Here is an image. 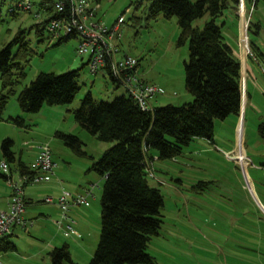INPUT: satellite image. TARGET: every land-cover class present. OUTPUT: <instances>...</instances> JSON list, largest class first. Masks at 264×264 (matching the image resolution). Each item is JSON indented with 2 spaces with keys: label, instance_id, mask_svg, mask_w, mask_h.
I'll use <instances>...</instances> for the list:
<instances>
[{
  "label": "rangeland",
  "instance_id": "obj_1",
  "mask_svg": "<svg viewBox=\"0 0 264 264\" xmlns=\"http://www.w3.org/2000/svg\"><path fill=\"white\" fill-rule=\"evenodd\" d=\"M91 1H94L93 6L98 5L96 18L108 26L122 14L125 15L122 49L135 57L138 64L140 61V65L137 64L138 77L146 83L157 84L161 89L151 99L147 111L193 100L185 87L184 64L189 60V46L177 45L180 27L176 17L166 19L160 16L147 24L150 0ZM7 8L6 3L2 11L4 21L0 24V50L21 29L26 31L25 40L30 42L33 55L25 67L26 77L21 79L16 88L17 94L10 97L4 110L3 117L10 123L0 122V162L7 160L1 146L4 140L1 136L6 134L5 138L13 140L12 150L17 160L22 157L23 161L28 162L32 160L34 150L49 145L57 162L54 171L59 166L64 168L66 177L63 180L68 188L74 190L78 185L83 187L88 181L94 184H87L85 189L92 192L88 203L72 206L69 210L78 215L81 226L86 224L85 231L78 239L81 247L76 244L77 239L68 238L72 234L66 235L65 231L67 237L62 236L64 241L59 245L68 242L73 260L88 264L100 239L104 184V177L92 169V165L113 143L98 140L76 122L73 111L80 107L88 93L98 101L110 102L126 91L116 87L107 72L95 74L90 71L88 55L82 57L77 52L79 39L71 38L55 45L57 38L47 30L40 38L35 30H31L38 23L32 14L19 12L13 18L7 15ZM244 9L248 47L247 42L242 41L241 44V29L245 26ZM237 14L238 22L230 11L227 12L224 35L240 58L241 69L244 66L242 85L246 91L242 93L244 95L245 91L247 95L243 97V108L247 99L246 108L241 110L240 117L229 115L225 119H216L213 140L196 138L183 149L182 155L166 160H158L154 155L149 162V183L159 187L164 198L161 209L163 222L158 233L151 237L147 249L153 257V264H260L264 259V135L259 131V125L264 123V2L260 1L254 6L250 0H240ZM209 19L207 14L195 20L193 25L202 27ZM250 20L252 26L248 31ZM70 70H79L80 84V90L71 104L44 105L37 113L22 112L17 97L26 85L41 73L62 74ZM0 92H3L1 80ZM10 118H21L23 124L19 125ZM56 131L78 136L89 156L73 154L55 136ZM236 153H244L248 158L246 167L236 160ZM151 154H156V151ZM242 159L245 157L242 156ZM10 165L15 170L14 163ZM200 182L204 183L196 187V192L192 191V187ZM27 185L39 187V183ZM27 185H24V189ZM36 189L39 196L45 194L44 188ZM5 190L11 193L7 181L0 176V194H4ZM47 206V203L40 201L27 206L28 225L18 227L15 235L8 237L17 250L0 252V256H7L16 264H51L48 251L55 245H51L49 240L53 231L62 233L63 230L55 221L56 226L50 228V232L42 221L32 225L31 221L34 220L30 218L36 214L35 221L40 219V212ZM233 244L234 248H238V256H241L239 261L231 258L233 252L229 257V248H233ZM49 245L50 249L47 248Z\"/></svg>",
  "mask_w": 264,
  "mask_h": 264
},
{
  "label": "trees",
  "instance_id": "obj_2",
  "mask_svg": "<svg viewBox=\"0 0 264 264\" xmlns=\"http://www.w3.org/2000/svg\"><path fill=\"white\" fill-rule=\"evenodd\" d=\"M150 1L147 24L160 16L177 18L180 27L177 45L189 46V60L184 64L185 87L193 100L146 111L126 92L110 102L98 101L88 93L80 107L73 111L76 122L98 140L113 143L92 165V169L104 177V184L101 234L88 264H153V257L147 249L151 237L158 233L163 222L161 209L164 198L160 188L149 183V162L154 155L158 160L182 155L183 149L196 138L213 140L216 119H225L229 115L240 117L241 60L224 35L227 12L230 11L237 22L239 20L240 0ZM260 1L264 2L250 0V3L255 6ZM5 4L6 0H0V24L4 21L2 11ZM207 14L210 19L202 27L193 25L195 20ZM7 15L16 18L19 11H7ZM251 26L250 20L248 31ZM31 30H35L40 38L46 28L44 24L36 23ZM25 33L20 29L0 50L3 87V92H0V120L4 119L3 113L10 97L17 94L18 84L26 77L25 67L33 55ZM71 38L76 36L58 38L55 45ZM79 90V70L62 74L41 73L21 90L17 100L22 112L37 113L44 105L71 104ZM10 119L23 124L21 118ZM259 131L264 135V123L259 125ZM55 136L76 156H89L85 144L75 134L56 131ZM12 145L10 138H5L1 145L9 163L16 161ZM152 151L156 154H151ZM15 169L34 173L22 159L18 160ZM201 183L204 182L194 185V188ZM8 237L0 240V251L17 249ZM48 256L51 264H77L72 260L68 243L53 248Z\"/></svg>",
  "mask_w": 264,
  "mask_h": 264
},
{
  "label": "built area",
  "instance_id": "obj_3",
  "mask_svg": "<svg viewBox=\"0 0 264 264\" xmlns=\"http://www.w3.org/2000/svg\"><path fill=\"white\" fill-rule=\"evenodd\" d=\"M6 3L9 13L19 11L32 14L39 24L45 25L52 37L58 39L75 35L79 39L77 52L82 57L88 55L90 71L95 74L107 72L114 84L124 88L142 110H149L151 99L161 89L157 84L146 83L138 77L137 59L122 49L125 15L122 14L115 23L108 26L96 18L98 5L93 6L94 1L91 0H6ZM56 165L49 145L40 146L37 158L29 165L34 173L13 170L7 160L0 162V174L11 188L7 208L0 210V240L14 235L18 227L25 228L28 225L24 217L27 206L24 185L49 181ZM91 195V189L77 194L62 189L56 201L62 216L56 224L66 235L78 234L73 226L76 221L69 217L70 208L87 204ZM45 202L53 203L54 197L47 196ZM66 221L70 223L66 224Z\"/></svg>",
  "mask_w": 264,
  "mask_h": 264
},
{
  "label": "crops",
  "instance_id": "obj_4",
  "mask_svg": "<svg viewBox=\"0 0 264 264\" xmlns=\"http://www.w3.org/2000/svg\"><path fill=\"white\" fill-rule=\"evenodd\" d=\"M124 50V49H123ZM88 62V61H87ZM244 67V66H243ZM243 67H242V70H243ZM247 73H248V70H247ZM246 74V73H245ZM241 75H243L242 74V71H241ZM245 86H246V83H245ZM245 91H246V88H245ZM245 91H244V95H245ZM241 93H242V76H241ZM246 94H247V92H246ZM244 95H243V93H242V98H241V110H244L245 108H246V105H247V99L245 98V106H244V108H243V97H244ZM245 97H247V95H245ZM242 115V114H241ZM4 118V117H3ZM8 119H6V118H4L3 120H0V122H9V121H7ZM10 123V122H9ZM240 127H242V124L239 126V128ZM239 131V130H238ZM241 131H242V129H241ZM5 135L6 134H4L3 136H1V139H5ZM39 148V147H38ZM37 148V149H38ZM37 149L36 150H34L33 151V158H32V160H29L28 162H26V161H24V162H26L27 163V165L29 166L34 160H35V158H36V155H37V153H39V151L37 152ZM16 158V157H15ZM19 159H22V157L21 158H19ZM18 159V160H19ZM54 159V158H53ZM18 160L16 159V161L14 162V165L16 166L17 165V162H18ZM54 161H56L55 159H54ZM247 172V171H246ZM245 173V172H244ZM245 175H246V173H245ZM248 175V174H247ZM1 176V175H0ZM1 177H3V176H1ZM64 177H66V174H65V172H64V168L63 167H61V166H59L55 171H54V175H52L51 176V178H50V180L48 181V182H40L41 183V186H40V183H39V187H36V185H27L26 186V188H25V197H26V199H27V206H29L30 204H35L36 202H45V200H43V199H45L47 196H52V197H54V202L55 203H47L49 206H47V207H44L42 210H44L43 212H40L41 213V217H40V219H38L37 221H35V219H36V217H34V215H36V214H32L31 216H30V218L31 219H33L34 221H32V225H36L35 223H37V222H43V224L44 225H46V227H48L49 228V231H50V228H53L54 226H56L55 225V221H57V220H59V219H61V216H62V211H61V209L59 208V206L56 204V201H57V199H58V197H59V195H60V193H61V191H62V189H66V190H68V191H72V193H85V189H86V187H87V184H88V186L90 185V184H92V185H94L92 182H90V181H88V182H86V183H84V188L82 187V185H78L77 187H75L74 188V190H72V189H70V188H68L67 187V185H66V182L63 180V178ZM249 177H250V174H249ZM251 179V178H250ZM252 181V180H251ZM252 184H253V182H252ZM248 185V184H247ZM8 186V185H7ZM29 187V188H28ZM2 188V187H1ZM36 188H44L46 191H45V194H43L42 196H39L38 194L39 193H37V189ZM82 188V189H81ZM253 189H255L254 188V186H253ZM4 191V190H3ZM192 191H194V192H196L197 190H195V188H194V186L192 187ZM1 192V191H0ZM3 193V192H2ZM40 197H44L42 200H40L39 198ZM9 198H10V191L8 190V191H6L5 190V192H4V194H0V200H1V202H0V210L1 209H5V208H7V205H8V202H9ZM46 203V202H45ZM27 206H26V208H27ZM40 209H41V207H40ZM40 211V210H39ZM26 211H25V214H24V217H25V219H27V216H26ZM69 217L71 218V219H73L74 221H76V223L75 224H73V226H74V228L78 231V234L76 235H72V236H70V237H68V238H73V237H75L74 239H77V243L76 244H80L79 246L81 247V245H82V243H79V238H81V233L82 232H84L85 231V229H86V224L85 225H82L81 226V219H79L78 218V215L77 214H75V213H72V212H69ZM81 218V217H80ZM70 223V221H66V224H69ZM55 228V227H54ZM59 229H61V228H59ZM57 230V229H56ZM61 230H63V229H61ZM51 232V231H50ZM16 233V232H15ZM15 233H14V235H15ZM90 234V233H89ZM12 236V235H11ZM62 236H64V237H67V236H65V234H64V230L62 231V233L61 232H58V230L56 231V232H54L53 231V235H52V237L50 238V244L52 243V244H54L55 246H54V248L55 247H58L59 245H60V243H62L63 241H64V239H63V237ZM9 241V240H8ZM75 241V240H74ZM65 243H68V242H64V244ZM51 244V245H52ZM69 244V243H68ZM235 244H236V242H235ZM70 245V244H69ZM234 244H233V248H234ZM50 247V245L49 246H47V248H49ZM239 247H240V245H239ZM17 248V247H16ZM232 247H230L229 248V252H230V255H229V257H231V255H232V252H233V255H232V259L234 260L235 258H236V261L238 260V259H240V257L241 256H238V248L236 249V248H234L233 249ZM50 249V248H49ZM53 249V248H52ZM51 249V250H52ZM70 249H71V245H70ZM17 250V249H16ZM16 250H11V251H16ZM50 251V250H49ZM48 251V252H49ZM0 252H4V251H0ZM236 253V255L234 256V254ZM2 254V253H1ZM6 256V255H5ZM71 256H72V252H71ZM245 256H246V254H245ZM7 257V256H6ZM6 257H4V256H0V261H1V263L0 264H16L14 261H12L11 259H8V257L6 258ZM72 260H73V257H72ZM74 261V260H73ZM235 261V260H234ZM239 261V260H238ZM75 262V261H74ZM75 263H77V262H75ZM77 264H79V263H77ZM238 264H240V263H238ZM260 264H264V259H262L261 260V262H260Z\"/></svg>",
  "mask_w": 264,
  "mask_h": 264
},
{
  "label": "bare ground",
  "instance_id": "obj_5",
  "mask_svg": "<svg viewBox=\"0 0 264 264\" xmlns=\"http://www.w3.org/2000/svg\"><path fill=\"white\" fill-rule=\"evenodd\" d=\"M244 22H245V26L243 29H241V44H242V41L247 42V47H248L249 40H248V35H247V19L245 15V9H244ZM247 53H248V50H247ZM234 156L236 160L240 162L242 165H244L245 167L248 165V158L245 156L244 153H236ZM242 156H244L245 159H242Z\"/></svg>",
  "mask_w": 264,
  "mask_h": 264
},
{
  "label": "water",
  "instance_id": "obj_6",
  "mask_svg": "<svg viewBox=\"0 0 264 264\" xmlns=\"http://www.w3.org/2000/svg\"><path fill=\"white\" fill-rule=\"evenodd\" d=\"M243 102V101H242Z\"/></svg>",
  "mask_w": 264,
  "mask_h": 264
}]
</instances>
